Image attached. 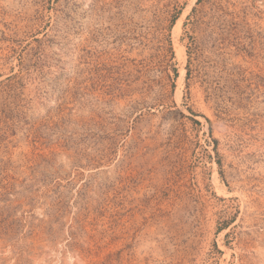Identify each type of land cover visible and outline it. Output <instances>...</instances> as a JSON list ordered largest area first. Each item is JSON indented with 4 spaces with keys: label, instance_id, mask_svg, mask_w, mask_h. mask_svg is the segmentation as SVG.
Masks as SVG:
<instances>
[{
    "label": "rangeland",
    "instance_id": "rangeland-1",
    "mask_svg": "<svg viewBox=\"0 0 264 264\" xmlns=\"http://www.w3.org/2000/svg\"><path fill=\"white\" fill-rule=\"evenodd\" d=\"M0 264H264V0H0Z\"/></svg>",
    "mask_w": 264,
    "mask_h": 264
}]
</instances>
